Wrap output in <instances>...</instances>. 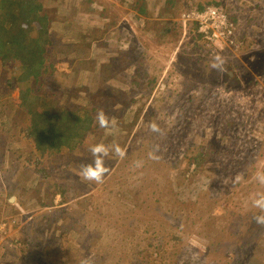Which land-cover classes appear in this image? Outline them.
I'll list each match as a JSON object with an SVG mask.
<instances>
[{
  "label": "rangeland",
  "instance_id": "obj_1",
  "mask_svg": "<svg viewBox=\"0 0 264 264\" xmlns=\"http://www.w3.org/2000/svg\"><path fill=\"white\" fill-rule=\"evenodd\" d=\"M42 1L55 56L34 88L116 127L96 114L80 147L37 158L35 110L0 69V264H264L253 220L264 214L253 206L264 195V0ZM213 2L238 23L243 50L208 53L187 25ZM216 55L226 71L211 67ZM97 143L126 150L109 152L100 183L81 176Z\"/></svg>",
  "mask_w": 264,
  "mask_h": 264
},
{
  "label": "trees",
  "instance_id": "obj_2",
  "mask_svg": "<svg viewBox=\"0 0 264 264\" xmlns=\"http://www.w3.org/2000/svg\"><path fill=\"white\" fill-rule=\"evenodd\" d=\"M175 2L166 0V7H174ZM47 17L48 10L44 9L42 0H0V69L5 71L9 66V85L14 78L21 80L22 106L35 110L26 130L33 145L32 154L37 158L80 147L82 140L88 138L87 133L97 127L95 115L102 111L88 104L67 108L52 94H38V89L34 88L39 80L52 75L50 59L55 56L53 39L56 33L42 23ZM231 20L234 19L231 17ZM191 28L195 31L193 26ZM195 36L202 38L199 34ZM238 41L241 51L244 44ZM67 77L72 80L73 75ZM61 246L64 249V245Z\"/></svg>",
  "mask_w": 264,
  "mask_h": 264
},
{
  "label": "clouds",
  "instance_id": "obj_3",
  "mask_svg": "<svg viewBox=\"0 0 264 264\" xmlns=\"http://www.w3.org/2000/svg\"><path fill=\"white\" fill-rule=\"evenodd\" d=\"M210 5L220 6V4H215V3L210 4ZM207 6H209V5L204 6V8ZM204 8H202V9H204ZM107 11L110 12V11H112V9L109 8V9H107ZM228 15H229V13H228ZM104 17H106V13H104ZM229 17L231 20L232 16L229 15ZM232 22L234 24H236V26H237V32H236V38H237L239 26H238V23L235 22V20H233ZM187 25L193 26L195 28V32L198 34L197 29L193 24H190L189 22H187ZM201 41H202V39H201ZM202 45H203V41H202ZM203 48H204V46H203ZM229 50H231V49H229ZM204 51H206L208 53H213V54L215 53V51L210 52V51L205 50V48H204ZM222 51H224V50H222ZM231 51H233V50H231ZM233 52H235V51H233ZM224 64H225L224 59L222 57H220L219 55H216L215 57H213V62L211 64V67L213 69L218 70V71H226V69L223 67ZM97 122H98L99 127H101V128H115L116 127V121L110 120L109 117L103 111L98 112ZM149 130L153 133H156V134L161 133V129H160L159 125L156 123H151L149 126ZM88 150L92 156V161H91V163L85 164L82 166L81 176L83 177V179L85 181L96 182V183L102 182L103 178L105 177V175L109 171L105 158L109 155L110 151L114 152L115 155L120 157V158H123L126 155V150L122 149L119 145H114L111 148H109V146H107V145H104L102 143H97V144L90 146ZM158 151H159V145L154 146L152 152L149 153V158L158 159L159 157L156 155V153ZM256 178L259 182L264 183V171L258 172L256 175ZM56 199H57V197L55 198V200ZM253 206L260 209L261 213H264V195H261L258 199H255L253 201ZM253 220L256 224H258L260 226H264V214L254 215ZM80 264H93V261L88 257H84L81 259Z\"/></svg>",
  "mask_w": 264,
  "mask_h": 264
},
{
  "label": "built area",
  "instance_id": "obj_4",
  "mask_svg": "<svg viewBox=\"0 0 264 264\" xmlns=\"http://www.w3.org/2000/svg\"><path fill=\"white\" fill-rule=\"evenodd\" d=\"M186 21L193 24L205 50L214 52L231 49L239 51L240 43L236 38L237 26L223 6L209 5L204 9H190L186 13Z\"/></svg>",
  "mask_w": 264,
  "mask_h": 264
},
{
  "label": "bare ground",
  "instance_id": "obj_5",
  "mask_svg": "<svg viewBox=\"0 0 264 264\" xmlns=\"http://www.w3.org/2000/svg\"><path fill=\"white\" fill-rule=\"evenodd\" d=\"M218 51H215V53H217Z\"/></svg>",
  "mask_w": 264,
  "mask_h": 264
}]
</instances>
